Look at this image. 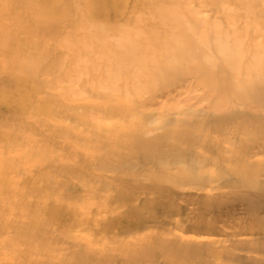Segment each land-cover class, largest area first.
Listing matches in <instances>:
<instances>
[{
  "label": "rangeland",
  "instance_id": "obj_1",
  "mask_svg": "<svg viewBox=\"0 0 264 264\" xmlns=\"http://www.w3.org/2000/svg\"><path fill=\"white\" fill-rule=\"evenodd\" d=\"M249 56L264 0H0V264H264Z\"/></svg>",
  "mask_w": 264,
  "mask_h": 264
},
{
  "label": "bare ground",
  "instance_id": "obj_2",
  "mask_svg": "<svg viewBox=\"0 0 264 264\" xmlns=\"http://www.w3.org/2000/svg\"><path fill=\"white\" fill-rule=\"evenodd\" d=\"M111 1L117 3V0ZM119 1L120 0H118V2ZM106 2L108 3V0H106ZM39 14H44L46 17H49L54 13L50 6ZM156 50L157 49L152 48L149 54H152V52ZM233 62L234 64L230 70L231 72L228 71V77L218 82L222 91L229 94L230 99L240 103V106L247 107V110H242L239 113L240 117L248 114L247 116L251 118V121L254 120L257 122L256 125L249 126L250 128L255 127V129L252 130L253 134L249 131V133L252 134L251 141L253 143L251 146L247 147L248 150H246L249 152L247 157V159H249L264 152V57H241ZM27 101V96L23 95L18 100L17 105L25 106ZM42 109L43 105H40L38 110ZM49 112L50 111L44 113H46L45 115H49ZM247 116L245 117L246 119L248 118ZM249 122V120L246 121V123ZM243 160L242 162H247L244 163V166L249 177L242 180L240 186L247 190L255 191L254 194L245 196L250 199V201L246 202V206L251 210V207L254 205L264 204V181L259 179V177H264V165L260 161L252 163Z\"/></svg>",
  "mask_w": 264,
  "mask_h": 264
}]
</instances>
